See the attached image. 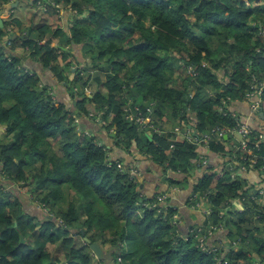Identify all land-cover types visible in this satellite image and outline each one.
<instances>
[{
	"label": "trees",
	"instance_id": "obj_1",
	"mask_svg": "<svg viewBox=\"0 0 264 264\" xmlns=\"http://www.w3.org/2000/svg\"><path fill=\"white\" fill-rule=\"evenodd\" d=\"M12 1L0 0V9ZM262 1L45 0L40 21L29 27L2 19L0 264H264L263 227L254 225L264 223V200L254 202L237 175L239 165L252 166L246 152L216 136L201 164L195 145L169 133L173 125L197 136L233 125L228 112H218L221 102L245 99L251 77L264 78L256 24H264ZM27 2L40 8V1ZM57 30L65 43L53 40ZM77 48L84 53L78 56ZM89 80L96 87L87 96ZM127 103L151 124H163L160 132L146 126L140 139L136 123L124 117ZM260 112L264 121V90ZM252 142L254 165L261 167L264 137L257 147ZM132 149L165 176L154 194H142L146 171L128 162ZM217 156L231 160L222 166L211 159ZM187 178H195L188 201L203 197L209 214L181 233L173 222L178 207L157 197ZM236 197L245 198L244 209L220 217ZM219 222L228 241L239 239L237 247L200 249L195 236Z\"/></svg>",
	"mask_w": 264,
	"mask_h": 264
},
{
	"label": "crops",
	"instance_id": "obj_2",
	"mask_svg": "<svg viewBox=\"0 0 264 264\" xmlns=\"http://www.w3.org/2000/svg\"><path fill=\"white\" fill-rule=\"evenodd\" d=\"M25 1L24 3L26 4V0H21ZM245 1V0H244ZM19 2V0H18ZM31 2V1H30ZM23 3V4H24ZM28 3V2H27ZM263 3L262 0H252V5H261ZM3 14L1 19H3L4 15H9L10 10L6 11V6L3 8ZM256 23V21L252 22V25ZM258 27V35L260 36V30L264 28V24L261 23H256ZM261 37V36H260ZM262 41L264 42V39L261 37ZM249 100L243 99L239 101H233L231 104L228 105V112L231 113L232 116H236L237 118L244 120L248 118V120L251 123V126L256 129L255 131L260 132L262 136L264 137V121L262 118L260 120L256 119L257 115H252L249 111ZM260 117V116H259ZM147 132V131H146ZM233 134H228L225 139L228 140L230 145L232 146L235 142L239 140L238 136H233V139L235 141L231 142L230 137H232ZM196 152L200 155L199 156V161L198 163H201L203 160L207 161L209 158L208 152H207V147L204 145L201 146H196ZM115 150V148H114ZM208 157V158H207ZM256 157V156H254ZM129 161L132 162L133 165L135 166L136 163L141 164V166H144V170L146 172H143V177L141 176V179L139 180V187L142 189V194L143 195H150L154 194V191L157 190L156 187L158 186L157 180L158 178H161V175L159 174L158 168L153 166V164L149 160H144L140 155L135 150H131L130 155L128 156ZM213 162H216L215 164H222L223 162L225 165H228V162L231 159H228L226 157H211ZM223 161V162H222ZM222 162V163H221ZM198 163H196V166L198 168ZM236 164V163H235ZM239 165V164H238ZM262 167V166H261ZM264 167V164H263ZM231 169V168H229ZM194 170V168H193ZM193 170H189V173H192ZM199 168L197 169V175L198 176L200 173ZM237 175L238 177H241L245 183V186L248 187L249 189H255V188H262L264 189V168L261 170H258V168L255 167L253 164L250 167H247L245 164L239 166L237 168ZM195 178H187V183L185 185L179 184L175 185L172 189L170 188L171 193L170 194H165L167 199H170V203L178 207L179 211V216L177 219L178 223V230L181 233H185L186 231L198 227V225H201L203 222V214L202 210L205 208H208L205 202H202L198 208H192L191 201H188V195L191 192L190 191V183H193ZM165 180V179H164ZM159 188L162 189L164 188V185H159ZM27 196V194H26ZM28 197V196H27ZM165 199V198H164ZM194 203V201H193ZM202 205V207H200ZM226 220V218H225ZM226 227V226H225ZM227 229V227H226ZM227 232V230H226ZM224 232H215L212 236L206 240V243L208 246H214V247H221V241H224Z\"/></svg>",
	"mask_w": 264,
	"mask_h": 264
},
{
	"label": "built area",
	"instance_id": "obj_3",
	"mask_svg": "<svg viewBox=\"0 0 264 264\" xmlns=\"http://www.w3.org/2000/svg\"><path fill=\"white\" fill-rule=\"evenodd\" d=\"M260 36L264 39V28H262L260 30ZM263 49H264V46H263ZM192 72L193 71L191 70V67H188L187 74H190ZM251 82H252V85L250 87V90L245 93L244 97H245V99L250 101L249 102L250 113L252 115H257L260 112L259 103H260L261 93L264 90V78L262 80L258 81L254 76H252ZM225 106H226V101H222L221 106L218 107V109H217L218 112L221 113L222 115H226V113L228 112L226 110ZM125 107L127 109L124 111ZM125 107L123 108V114H124V117H126L125 119H127L129 121L133 120L138 127H142L143 129L146 126H149L152 128L153 124H151L150 116H148V115L143 116L142 112L138 106L134 105V106L130 107L127 105ZM229 115L233 119V125L231 127L214 125L209 130H207L206 132H203L197 136L194 134V132H192V130L190 129L189 126L184 128V131H182L180 129L179 125H174L171 128L169 133H171L173 137L181 135L182 137L186 138V140L189 141L190 143H192L193 145H196V146L204 145L205 147H207V144L210 141H212L214 137H216V136H222L223 137V136H227L228 134L229 135L234 134L236 132L237 136L239 137V140L237 142H235L232 145V147L235 149H240V150L246 152V154L248 155L247 161H249V163L255 164L256 159H255L254 155L252 154V148H249V143L251 142V138H252L253 139L252 145L254 147H257V145L259 144V140H262V138H263L262 134L256 133L253 135V133H252L253 130L251 129V123L248 120V118L241 120V119L237 118L236 116H232L231 113H229ZM148 119H149V122L144 124ZM154 131H157V130L154 129ZM158 132H160L159 128H158ZM171 148H172V145H170V149ZM205 162L206 161L203 160L201 162V164H203ZM239 166H241V165H239ZM258 168H259V170H261L264 167L262 166V167H258ZM119 169H120L119 171H122V167L119 166ZM234 176H235V173H231L230 178L233 180ZM173 190L174 189H172V191ZM255 194L264 196V189H258V190L253 192V194L250 197L253 201L256 198ZM165 197H166V195L158 196L157 200H163ZM202 199H203V197H201V199L198 200L197 197H194V195H193V200H195V202L191 205V207L192 208H198L199 205L202 202H204V199L203 200ZM244 199L245 198H242V197L233 198L231 201H229L230 204H228L227 206L223 207L220 210L219 216L225 218L227 215V212L229 211L230 208H235L238 211H242L244 209L243 208ZM202 214H203V216L208 215L209 209L205 208L204 210H202ZM176 220H177V216L174 215L173 216V222L176 223ZM226 230L227 229H226L225 225L221 222H219L216 225L208 226L202 234H200V235L197 234L195 236L197 238V246L202 250H206V247H208L206 240L210 236H212L215 232H224L222 234H223L225 239H224V241H221V247H224L223 250L227 251L230 247H236L239 243V239L228 241L226 239V233H227ZM197 232H199V230ZM253 264H257V263L254 262Z\"/></svg>",
	"mask_w": 264,
	"mask_h": 264
},
{
	"label": "rangeland",
	"instance_id": "obj_4",
	"mask_svg": "<svg viewBox=\"0 0 264 264\" xmlns=\"http://www.w3.org/2000/svg\"><path fill=\"white\" fill-rule=\"evenodd\" d=\"M14 1V0H13ZM12 1V2H13ZM26 1H28V4L30 3V1L32 2L33 0H26ZM38 2L40 1V4H36V5H38V6H40V8H37V7H32V5H27V4H23L22 2H21V0H19V2L14 6V7H10V9H8V10H10V13H9V15H4L3 16V19H9V17H14V18H16L21 24H23L24 26H30L29 24H33V23H37V22H39L40 21V19H41V11L43 10V8H44V5L42 4V2L43 1H45V0H37ZM246 1V0H245ZM11 3V2H10ZM6 7L8 6V5H5ZM42 9V10H41ZM44 12V11H43ZM68 12H70V11H68ZM59 13L61 14V19H62V16L64 15V10H60L59 11ZM33 14H34V16H33ZM69 14V13H68ZM44 15H46V14H44ZM2 17V16H1ZM46 19H47V17H46ZM49 20H51V18H49ZM55 23H57V21L55 22ZM59 23H61V25L63 26V27H60L61 29H63V28H65L66 29V21H64V20H62L61 22H59ZM53 27L51 26L50 27V29H52ZM46 29V28H45ZM64 30V29H63ZM58 32H57V35H55L54 36V38H53V40L54 41H58V42H61L62 40H60V38H63V33H62V31L61 30H57ZM22 32H24V31H21V33ZM46 33H48L49 32V27L46 29V31H45ZM33 35V37H35V35H36V32L35 33H33L32 34ZM69 38L70 37V34L68 33V36H66V37H64V38ZM47 37H44V39H46ZM10 42V41H9ZM16 44H19V41H16L15 42ZM62 43H65L64 41H62ZM11 45V44H10ZM71 46V45H70ZM69 46V47H70ZM64 49H66V48H64ZM78 49V50H77ZM76 49V52H78V56H80V53L82 54V53H84V50L83 49H81V51H79V49L80 48H77ZM83 56H85V57H87L88 56V54H84ZM92 57H93V55H92ZM78 59L79 60H81V57H78ZM88 67V66H87ZM73 68L74 69H76L75 67H72V68H69V70H71V71H73ZM63 70H65L64 68H63ZM191 72V71H190ZM95 87H96V85L92 82V80H89L88 82H87V84H86V86H85V89H84V95H87V96H90V94L93 92V89H95ZM128 103H129V101H128ZM128 103L125 105V106H127L128 105ZM226 107V110L228 111V105H226L225 106ZM127 108L125 107L124 108V111L126 110ZM259 110H260V103H259ZM126 118V117H125ZM150 119H151V117H150ZM97 121V120H96ZM149 122V119L144 123V124H146V123H148ZM176 123V122H175ZM143 124V125H144ZM161 124V123H160ZM142 125V126H143ZM159 126H161V127H163V124H161V125H159L158 124V126L157 125H152V128L153 129H155V130H157L158 131V128H161V127H159ZM169 127L167 128V129H169L170 127H171V124H169L168 125ZM174 126V125H173ZM172 126V127H173ZM138 127V126H137ZM164 127H166V124L164 125ZM139 128V130H141L140 131V139H142L143 140V133H144V129L142 128V127H138ZM142 128V129H141ZM77 129V126H76V128H75V130ZM181 129V128H180ZM182 131H184V129H181ZM163 133H165V131L163 132ZM233 136H237V133L235 132L234 134H233ZM233 136L232 137H230V141L231 142H233V141H235L234 139H233ZM251 165H253V163H251ZM258 168V167H257ZM258 170H259V168H258ZM258 189H262V188H255V189H249V194L250 195H252L253 194V192L254 191H256V190H258ZM20 191H22L23 192V190H20ZM19 191V192H20ZM22 192H20L21 194H22ZM29 191L27 190V196L29 197V193H28ZM255 202H257V203H261V201L262 200H264V196H261V195H257V194H255ZM40 206L41 207H43L42 206V204H40ZM200 207H202V205L200 206ZM39 209H42L43 211H45V209H43V208H39ZM55 210V209H54ZM254 225H257V226H259L260 228H261V226L263 227V228H261V232H260V234H259V236H261V237H264V223H258V222H255L254 223ZM237 247V246H236ZM45 262V260L43 261V263Z\"/></svg>",
	"mask_w": 264,
	"mask_h": 264
},
{
	"label": "water",
	"instance_id": "obj_5",
	"mask_svg": "<svg viewBox=\"0 0 264 264\" xmlns=\"http://www.w3.org/2000/svg\"><path fill=\"white\" fill-rule=\"evenodd\" d=\"M17 3H18V0H14L13 2L9 3L8 6H9V8H10V7H14ZM3 11H4L3 8H1V9H0V28L2 27V19H1V16H2V14H3ZM6 11H8V9H6ZM26 33H27V32H26ZM9 39L12 40V39H13V36H9ZM61 49L64 50V48H62V47H61ZM259 116H260V118H263V114H262V112H259ZM146 134H147V135H150V132L147 131ZM110 136L113 137L114 134H110ZM225 138H226V136H223V139H225ZM164 179H165V176H162V177H161V180L163 181ZM80 231H81V233H83L82 230H80ZM22 241H23V240H22L21 237H20V243H21ZM88 246H89V249L91 250V252L95 255L96 259H100V258H101V253H102V251H101V249H100L98 243H96V242H91V243L88 244Z\"/></svg>",
	"mask_w": 264,
	"mask_h": 264
}]
</instances>
